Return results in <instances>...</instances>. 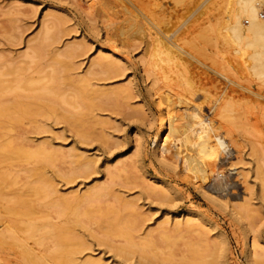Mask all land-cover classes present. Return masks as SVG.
Here are the masks:
<instances>
[{
    "label": "rangeland",
    "instance_id": "1",
    "mask_svg": "<svg viewBox=\"0 0 264 264\" xmlns=\"http://www.w3.org/2000/svg\"><path fill=\"white\" fill-rule=\"evenodd\" d=\"M126 7L129 9H126ZM226 7L227 0H0V55L2 56V59L5 58L7 61H10L9 63L12 62L13 64H17L18 62V66H24V64L28 66L27 62L29 60L27 55L32 53L31 47L35 46L33 43H35L43 35L44 26H46L48 23V28H51L52 21H56L54 22V25H56L59 20L58 18L61 17L62 24L60 23L61 29H59L61 31H57V36H54V34L53 36L50 35L55 37L58 42L53 40V43L51 42L52 40L48 39L47 41H43L42 45L45 47V49H49L50 46L48 47V45L54 44L49 49L51 57H54L55 53L56 56L57 53L60 52V54L66 53L67 49H70L69 46H72L71 49H75V52H80V54L76 53L77 56L75 55L74 59H72L73 57L71 58L73 60L71 61L74 64V70L70 73V80H74L76 82V79L80 80V78H88V80L90 79V83L87 79L86 80L88 81L89 85H91L88 86L91 87V89L94 86V88H99V90L102 91L122 88L123 90H126V94L128 93L126 95L127 99H124L122 102H117L118 105L116 107H112V104L114 103H110L111 106L108 104L105 106L104 104L102 108H97L94 110L93 114L97 119L106 121L103 128L100 129V133L103 135L104 141L101 139H95L90 141L92 144L90 142H79L82 139L77 136L78 134L75 132L74 128L70 126V124L64 120L43 115H34L32 118H28V120H24L21 123L19 122V124L17 126L15 125L16 127L14 126V129L10 131L11 138L14 136L13 138L15 143L23 150L26 149L28 151H33V149L37 148L38 146H44L46 151L55 150L58 152V155H60V153L62 154L64 152L66 153L67 151L74 150L84 154L88 158L90 157L89 159L94 161V166L91 173L86 175H76L77 177L74 176V179L72 178L71 181L66 180L63 177V174H66L71 170L70 168L72 167V164H70L68 161L61 160L59 157L48 161V164H46L43 171L45 172L46 176L49 177L52 183L55 184L54 186L59 191V194L62 195L82 193L95 184L113 180L114 177L111 175V178L110 175L108 176V174H105V170L103 172L102 169H105L106 165H114L113 162L120 156L129 159L130 161L127 160L128 162L136 159L139 160L140 165L139 163H137L138 165L136 164L138 167L136 166L135 169H129L127 173L121 174V178L118 179L115 177L113 180L118 185L117 186L115 184L113 187L115 192L117 194L119 193V195L121 193L125 200L128 199V201L131 200V202H135L136 208L133 207L130 210L126 209L127 211L124 210L123 212H120L124 216V220L122 219L123 222L120 219V221L112 223L110 221L108 222L107 219L102 218V221L86 220L80 224L71 221H64L73 225H66L64 222V224H59L60 227H63L64 229L68 228L71 230V232H73L71 234H74V238L69 240V237L66 239V242L68 241L69 244L71 242V244L83 242V244H85V249H83L81 253L77 254L76 257L83 259V257L87 258L91 255H94V257L101 256L103 260L107 261L109 264L112 260H114L115 257L118 258V261H123L124 258L122 256L126 255L129 260H125H128V262L130 261V264H139V262H141L140 264H142V262L143 264H164V262L166 264H171L170 262L175 264V261L177 260L176 258L179 260V258L182 256H191L192 252L194 251H196L195 255L197 257L202 258V251L206 250V252L203 253L204 256L202 259L206 258L205 260H209L211 255L210 252L213 251V245L215 247V245H217L219 242V239L216 240V237H214L216 235L215 231L209 230L208 227H203L202 234L200 231V233H196V230L190 232L180 230L178 232L174 231V233L171 227L170 229L166 227V231V229L164 230L163 228H158L159 225H157L159 221L161 222V220L164 219L163 214L165 215L170 213L169 216H171L174 214L183 213L186 209L193 207L205 215L207 219L212 220L218 225L220 231L223 233L229 244L230 259L234 264H245L243 245L245 242L244 225L246 223V225L249 224L250 228L253 227V232L255 231L256 234L264 236V201L262 198H258L256 195L250 197V202L252 205L249 206V212L246 216V219L242 218L245 221V224L244 221L240 222V220L235 219L233 216H231L228 210L226 211L224 207H222L220 204L217 205L216 202H212L210 199V197H215L221 202L225 200H232L239 203L241 201H239L241 197H246V187L244 183L241 182L243 179L235 174L230 175V177L227 174L230 172L229 169L231 168L233 162L236 161L239 164H243V162L239 161V158L245 160L241 161H244L245 165L247 163L248 166L246 167V170L252 173V168L257 165L256 163L259 161L257 159L260 158H258L261 153L259 149H264V82L261 80L259 81L257 78L255 79L253 76H251L246 68H244L246 72H243L244 69L242 66H239L242 63V61L240 62L241 59L238 60L240 58V54L235 53L237 50H239V47L236 45V43L234 44V42H231V38H228L229 33L226 35L227 32L224 31L223 24L225 21ZM46 13L49 14V17H51V14L53 15V13L59 17H56V20L55 18H52V20L48 17V21L46 22ZM128 13L131 16H133L135 13L134 16L139 22V25L142 26V29H140L139 32L135 33V29L132 30L128 26V18H131ZM259 14L264 18V6L261 8V10H259ZM9 15L10 17H8ZM220 24L222 25L223 30L221 26H219ZM242 24L246 26L247 21L242 19ZM57 26L59 28V24H57ZM55 28L53 26L54 32L56 29H58ZM48 31L52 34L50 29H48ZM119 32H121V34ZM10 35H13L14 38ZM222 37L228 40L223 39ZM32 38L35 41H33ZM225 41H227V43H225ZM45 42H51L52 44H45ZM64 47H68L66 48V51ZM154 47L157 49V52L155 50V54H157L158 51L163 52L166 50V48H169L180 57H178V59L172 60L168 64L163 61H159L157 62L156 67H151L152 65L149 64L155 60V57H152V54L154 53ZM236 47H238L237 50ZM47 49L45 51L48 53ZM51 51H53V54ZM177 51L180 55L177 53ZM99 54L112 57L111 59H113V61L116 60L117 62H115L120 64V71L118 70L117 74H112L110 76L111 78H107L109 75L93 74L92 72L95 71H93V68L91 71L89 65L94 58L96 59L99 56ZM46 55L48 56V54ZM162 55L161 58L164 59L165 56L163 57ZM48 57L50 59V56ZM235 57L238 61L234 59ZM44 58L42 60V65L44 66V69L42 70L43 73L39 72L38 75V72L34 70V76V72L31 70L32 65L34 64H30L31 69L28 70L31 72H28V75H33L29 77L38 79L41 84L47 81L46 76L43 77L45 74L44 70H47L46 72L50 70V68L47 66L45 67L49 59L47 58L48 60L46 59L45 62ZM229 65L231 67H229ZM232 65L236 67L233 68ZM235 69L239 70L240 72L238 73ZM234 70L236 71V75L234 74ZM247 72L248 75L245 74ZM163 76L171 77L170 79H165ZM175 76H190L192 79L191 88L186 89L185 85H183L184 83H182L183 80L181 79V81ZM172 79L175 81L173 82ZM66 83H68V85L65 86ZM66 83L64 86L62 85L63 87H61L64 89V95L70 98L73 95L71 93L72 89H70L72 87H69L71 85L69 82L66 81ZM181 88L183 90H181ZM203 88H205L204 91ZM153 91H156V93L160 95L166 93H168L169 96L172 95L170 99L174 102L178 101L177 95L181 94V92L183 96L187 94L185 97L191 102L201 105L200 107H202V116H207L206 118L209 119L211 118L210 120L212 122L214 120L213 124H217V126L219 125L222 127L220 128L222 131L219 129V134L222 133L221 135H225L224 137H226L225 139L230 150L228 149L227 153L220 154V158L222 159L216 163V168H213L212 172L214 173H212V177L209 178L205 183H202V186L204 187H202L201 190L196 187L194 188V186L183 181V178L180 174L176 173L177 175H175L174 173H168L167 171L165 172L164 170H161V167H159L158 164L152 159L151 141L154 133L157 131V124L155 125L154 122V125H149V123L152 121L151 119L156 118V113H158L156 101H154L156 97L152 95L154 93ZM174 91L178 94L175 95ZM223 91L224 93H222ZM219 93H222V95L224 94L225 96L227 95V100L224 99L226 98L225 96H221ZM206 96L208 98L202 100ZM230 100H233V102H230ZM61 102L62 101H60V103ZM215 102L219 103L216 104ZM222 103L225 104V107ZM64 104L65 103L61 105L64 110L67 108L71 111L76 109L74 110L76 112L80 110V107L79 110H77V108H71L72 106L69 107L70 105L64 106ZM215 104L219 109L216 107L213 109ZM56 105L58 106V104ZM62 108L57 107V109H60V111L63 110ZM215 109L218 111H215ZM220 110L223 112L222 114ZM216 113L218 114L216 115ZM219 113L221 114L220 122V119L215 121L216 117L220 118V116L218 117ZM151 114L152 116H150ZM224 115L228 116L226 118L231 123L230 125L228 124L229 122L224 123L226 120ZM223 118L225 119L224 121L222 120ZM217 121L221 124H218ZM232 124L234 125V129ZM22 125L24 129L22 127L20 128ZM227 127H229V129L231 127L232 128L229 130ZM223 129L227 130L225 131ZM227 131L228 133L231 132L229 135L232 134V137H236H230V139H227V136L229 135L224 134V132L227 133ZM236 133L237 135H235ZM136 135L143 137L142 149L139 155L135 153L134 149L135 139L136 137L138 138ZM5 138L6 137L3 139ZM241 140H243L244 143H241ZM231 141L233 143L237 142L238 148L240 147V150L236 149L237 144L234 143V146ZM20 142L22 144H20ZM251 143H254L259 148L256 147L258 148L257 150L253 149L251 151V149L255 146H251ZM242 144L246 145L244 146L245 148L242 147ZM250 147L252 148L250 149ZM248 149H250L251 152L255 151L253 153L254 155L252 154L253 158L249 156V153L251 154V152ZM258 150L260 153L257 152ZM238 154L240 155L239 157ZM241 156H243V158ZM254 156H257L256 161ZM236 159H238V161ZM18 160H16L17 162H12L13 171H15V174L18 172V178L15 179L16 182L12 186L16 189L19 187V190H21L26 183L31 185L29 183L35 179L34 175H29L30 173L27 174L29 176L26 178V174L23 175V171L21 170L25 168H31L34 164L31 163L32 161H28L26 165L25 161H20V159ZM97 160L99 161L97 162ZM0 170L3 172V170L5 171V168L3 167ZM226 175L228 177H226ZM126 176L127 178L125 179ZM159 176L176 188V193L169 195L168 199H170V201H165V203L164 201L159 202L154 198L152 199V197L148 196L147 192V185L157 186L159 184L154 179V177ZM252 176V174L249 176L250 185L251 183L253 184ZM213 183H221L223 187L221 186V188L216 190L213 186ZM198 184L199 182L197 185ZM206 195L208 196V199ZM35 198H32V203H34ZM171 198L172 200L174 199V201H171ZM38 201H40L39 198H36L34 204H37V206L40 203ZM110 201L108 202L109 204L107 203L108 205L113 204ZM256 204L257 206H255ZM258 206L259 209H257ZM138 207L140 210L139 212L137 210ZM132 212L133 214L134 212H138L140 214L138 217L139 219L127 217L128 213L132 214ZM126 213L127 215H125ZM142 214H144V216ZM44 215L53 216L54 214H52L51 210L48 208L47 210L43 209L42 214L39 213L37 215L38 219L35 221V224L38 221L36 224L38 227L44 224V220L42 219ZM103 219L106 221H103ZM55 221L56 219L53 222ZM139 221L141 222L139 223ZM103 227L106 228L102 230ZM15 228V232L13 233L14 235H12L13 237L6 239V242L3 244V246H0V264H24V259H28V264H44L45 262V264H56L60 258L64 259V253V255L58 253L61 257H59L57 253V255L54 254L51 256L49 255L51 254L49 251H51L52 244L56 240V237L58 239L59 236H62L60 239H65V230L58 235L55 233L57 236H51L52 233H45L46 231L45 229L43 230L44 227H42L41 230L39 229L36 231L38 233L34 232L33 234L31 233L27 236L24 234V232H22V224H15ZM105 229L106 231L108 230L107 235L106 231H104ZM169 231L171 234L167 235L166 233ZM123 232H125V234H123ZM41 233L43 234L42 237ZM100 235L101 237H99ZM124 235H126V239H124ZM162 237H164L163 240ZM207 237H213L214 239L212 238L211 241L210 238L207 239ZM52 239L54 241H52ZM195 240L197 241V244H195ZM36 241L38 242L35 243ZM169 241L171 242L169 243ZM200 241L203 242L200 243ZM127 242L129 244H125ZM143 242L145 244H143ZM15 243L18 245L16 246ZM133 243L135 244L134 246L136 248H132ZM204 243L209 244V251L207 249V245ZM27 247L30 249V251L27 250ZM119 247H123V249H125L121 256H119V254L116 255V252L113 249ZM202 247H205V249ZM126 251L129 253L127 252L126 254ZM38 254L41 257H37ZM198 254H200V256H198ZM205 255L207 256L205 257ZM126 256L125 258H127ZM172 257H175V261L174 258L171 259ZM30 259L32 262L29 261Z\"/></svg>",
    "mask_w": 264,
    "mask_h": 264
},
{
    "label": "bare ground",
    "instance_id": "2",
    "mask_svg": "<svg viewBox=\"0 0 264 264\" xmlns=\"http://www.w3.org/2000/svg\"><path fill=\"white\" fill-rule=\"evenodd\" d=\"M263 6H264V0H227V7L225 10L226 11L225 12V21L223 24L224 31L227 32L226 35H228V33H229L228 38H231V40H232L231 42H234V44L236 43V45H238V47H239V50H237L238 47H236L237 51L235 52L236 54L237 53L240 54L239 55L240 58L238 57L239 58L238 60L241 59L240 62L242 61V63L239 66H242L243 69L246 68V70L249 72V74L251 76H253L255 79L257 78L259 81L261 80L262 82H264V18L261 17V15L259 14V10H261V8ZM100 7H101V5H100ZM102 7H103V5H102ZM126 9H129V8L126 7ZM104 11H105V9H104ZM54 15H55L54 13H53V15L51 14V17H49V14L45 15L47 17L46 22L48 21V17L50 19L55 18V20H56V17L57 18L59 17L58 15H55V16ZM134 15H135V13L133 14V16L130 15L131 18H128L129 21H127V23L129 22L128 26L132 30L135 29L134 32L136 33V32H139L140 29H142V26L139 25V22L137 21V19ZM8 17H10V15ZM7 19H9V18H7ZM58 19L59 20L56 23V25H54V22H56V21H54V22L52 21L53 24L51 23V25H52L51 28L50 27L48 28V26H47L48 23H47L46 26H44L43 35L41 34L42 36L36 41L37 44H36V42L33 43V44H35V46L31 47L32 53L27 55L28 60H29L27 62L28 66L25 65L24 63H23L24 66H21V65L18 66L17 65L18 62H17V64H13L12 62L9 63L10 61H7L5 58L2 59L1 58L2 56L0 55V169H2L3 167L5 168V171L3 170V172L0 170V246L1 247L3 246V244L6 242V239H10L11 237H13L12 235H14L13 233L15 232V229H16L15 224H18V223L23 225V228H22L23 231L22 232H24V234H26L27 236H28V234H31V233L33 234L34 232L38 233L36 231L39 229L41 230L42 227H44L43 230L45 229V231H46L45 233H48V234L52 233L51 236H53V235L55 236L56 234L58 235L59 233H61L65 230V232H64L65 233L64 234L65 239L61 240L60 238H62V236H59L58 239L56 237L55 241L52 239V241H54V243L52 244L51 251H49L51 254L48 253L51 256L54 254L57 255L58 253H61V254L64 253L65 254L66 258L65 257H63L64 259L60 258L62 260L59 259L56 262V264H108V262L104 261L101 256L100 257L95 256L96 257L95 258L94 255H91V256H88L87 258L83 257V259L76 257L77 254L81 253L83 251V249H85L84 248L85 244H83V242H78V243L76 242L74 244H71L72 242L70 244L68 243V241L66 242V239H68L69 237H70L69 240L71 238H74V236H73L74 234L72 235L71 233H73V232H71V230H69L68 228L64 229L63 227H60L59 224L63 223L64 221H71V222H75V223L80 224L86 220L99 221L102 218H105V219H107L108 222L110 221L112 223L118 222V221H120V219L124 220V218H123L124 216L120 212H123L126 209L130 210L133 207L136 208L135 202L133 203V202H131V200L128 201V199L125 200V198L121 195V193H120V195H119V193L117 194L115 192V190L113 189L114 185L116 184L115 181H113V180L115 177L118 179L121 178L122 177L121 174L127 173V171L129 169L130 170L132 168L135 169L136 166L138 165L137 163H139V165H140L139 160L136 159V160H133L131 162H128L127 160H129V159H126L125 157L120 156L113 162L114 165H112V164H111V166L106 165L105 169H102L103 172L105 170V174H108V176L110 175L111 178L113 176L114 177L113 180L105 181L103 183L101 182L100 184H95L86 190L84 189L85 191L83 190L84 192H82V193H77V194L74 193L73 195L71 194L72 196L70 194L62 195V194H59V191L54 186L55 184L52 183V181L49 179V177L46 176L45 172L43 171L46 164H48V161L54 160L55 158L59 157L61 160L68 161L70 164H72V167L70 168L71 170L68 173H66L67 172L66 171L65 172L66 174H63V177L66 180H70V181L72 180V178L74 179V176H76V175H86L88 173H91V171L93 170L94 161L89 159L90 157L88 158L84 154L77 152V151H74V150L73 151H67L66 153L64 152L62 154L60 153V155H58L57 154L58 152H56L55 150L46 151L44 146L43 147L38 146L37 148L33 149V151H28L26 149L23 150L22 148H20V146L18 147V145L14 141V138H13L14 136L11 138V134H10V131H12L14 129V126L15 125L17 126L19 124V122L21 123L24 120H28V118H30V117L32 118V116H34V115H43V116H51V117L66 121L68 124H70V126H72V128H74L75 132L78 134V135L77 134L76 135L82 139L79 142L82 141L85 143V142H90V141L95 140V139L103 140V135L100 133V129L103 128L106 121L97 119L95 117V115L93 114L94 110L97 108H102L104 106V104H105V106L107 104L109 106H111V104L114 103V104H112L113 105L112 107H116L118 105L117 102H122L124 99H127L126 95L128 93L126 94V92H125L126 90H123L122 88L121 89H115V90L113 89V90H107V91L103 90L102 91V90H99V88L98 89L94 88L95 86L92 89H91V87H88V86H91V85H89L90 79L88 80V78L84 79V78L79 77L80 80L76 79V82L74 80L73 81L70 80V76H71L70 73H71V71L74 70V64L72 63V61H73L72 59H74L75 55L77 56V54H80V52H75V49H73V48L71 49L72 46H69L70 49H67L66 53L60 54L61 53L60 52V53H57V56H56L55 52H57V51H55L54 52L55 56L51 57V53L49 52V49L52 45H54L51 42H53V40L58 42L57 39L55 37H52V36H53V34H54V36L55 35L57 36V33L59 31H61V30H59V29H61V24H62L61 23V17ZM242 19L243 20L245 19L247 21L246 26H244L242 24ZM43 22H45V21H43ZM57 24H59V28H58ZM53 26H54V28L55 27L58 28V29L55 28L56 29L55 32L53 31L54 30ZM125 26H126V24H125ZM219 26H221V28L223 30L222 25L220 24ZM45 29H47V30H45ZM48 29L51 30L52 34L48 31ZM10 32H11V30H10ZM119 33L121 34V32H119ZM50 35H52V36H50ZM10 36L13 37V35H10ZM58 37H60V36H58ZM48 39H50L52 41L48 42V43L45 42V44H52V45H48V47L50 46L49 49L46 48L48 51V53H47L45 51L46 49L42 45V43H43V41H45V40L47 41ZM223 39H226V38H223ZM32 40H33V38H32ZM226 40H228V39H226ZM33 41H35V40H33ZM225 43H227V41H225ZM228 44H230V43H228ZM76 47H77V45H76ZM64 48H63V50H64ZM66 48H68V47H66ZM66 48H65V51H66ZM68 50H72V51H68ZM73 50L75 53L73 52ZM153 50H154V53L152 51V53H153L152 57H155L154 59L156 61L154 60L152 63L149 64V65H152L151 67H156L157 62H159V61L160 62L163 61V62L168 64L172 60L178 59V57H180L175 52H173L172 49L170 50L169 48H166V50L163 52L158 51L157 54H155L157 52V49L155 47ZM155 50H156V52H155ZM51 52L53 54V51H51ZM49 53H50V55H49ZM177 53H178V51H177ZM46 54H48V56H50V59ZM101 54H102V52H101ZM101 54H99V56L96 59L94 58L91 61V64L89 65L91 71H92V68H93V71H95L92 73L93 74L95 73V74L109 75L107 78H109L112 74H117L119 67H120L119 66L120 64L116 63L117 62L116 60H115L116 62L113 61V59H111L112 57H108V56L101 55ZM112 54H114V53H112ZM161 55L163 57L165 56V58L164 59L161 58ZM25 56H24V58H25ZM241 57L242 58L244 57L243 58L244 60ZM43 58H44L45 62H46L47 58L49 59V61H47L46 65H45V67L47 66L48 68H50V70L48 72H46L47 70L46 71L44 70L45 74L43 75V77L46 76V78H47L46 82L47 83L43 82L41 84L38 79H35L33 77H29L32 74L28 75V72H29L28 70L31 69L30 68L31 65L34 64V65H32L31 70H33V72H34V70L37 71L38 75H39V72L43 73L42 72V70L44 69V66L42 65ZM234 59L237 60L236 57ZM236 60H235V62H236ZM232 62H234V61H232ZM243 63H244V65H243ZM237 64H239V63H237ZM229 67H231V66L229 65ZM234 67H236V66H233V68ZM235 70H234L235 75H236V71L238 73L240 72L239 70H236V71ZM246 70L244 69L243 72H246ZM248 72L245 74L248 75ZM29 73H31V72H29ZM34 74H35V72L33 73V75ZM163 77L165 79H170L171 76H163ZM175 77L177 79L179 78V80H181V79L183 80L182 83H184L183 85H185L186 89L191 88L192 79L190 78V76H175ZM172 78H173V76H172ZM86 79L89 81V83ZM66 81L69 82L71 85L73 84L72 86L71 85L69 86V87H72V88H70V89H72L71 93L73 94L72 97H70L71 99L68 98L66 95H64V92H63L64 89H62V87L64 86ZM174 81L175 80H173V82ZM181 81H180V83H181ZM74 82H75V84H74ZM36 85H38V86H36ZM66 85H68V83H66L65 86ZM87 87L90 89H88ZM204 89L205 88H203V91H204ZM158 90H159V88H158ZM181 90H183V89L181 88ZM153 92L154 93L152 95L154 97H156L154 99V101H156L158 113H156L157 116L155 119H151L152 121L151 122L149 121L150 123L148 122L149 125L153 124L154 122H155L154 123L155 125L157 124V131H156V133H154V135L152 137V141H151L152 142V153H151L152 159L154 160V162H156L158 164L159 167H161L160 168L161 170H164L165 172L167 171L168 173H174L175 175H177L176 173H178L182 176L183 181L194 186V188L196 187L199 190H201L202 187H204V186H202V183H205L206 181H208L209 178L212 177V175H213L212 173H214V172H212L213 168H216V166H217L216 163L220 159H222V158H220V154L227 153V150L229 149V145L227 144V141L225 139L226 137H224L225 135L224 136L221 135L222 133L219 134V129L222 127L219 125L217 126V124H213L214 120L212 122L210 120L211 118L209 119V118H206L207 116L206 117L202 116L203 114H201V109H202V107H200L201 105H198L197 103L194 104V102H191L188 98L185 97L187 94L185 96H183L182 92H181V94H178L177 92L174 91L175 95L178 94L177 95L178 101L176 100L177 102H174L170 99L172 95L169 96L168 93L160 95V94L156 93V91H153ZM191 92H190V95H191ZM206 92H207V89H206ZM66 93H68V92H66ZM222 93H224V91ZM222 93L221 94L219 93V95L225 96L224 94L222 95ZM225 97L226 98H224V97H222V98L227 100V95ZM194 98H195V96H194ZM206 98H208V97L206 96L202 100H205ZM211 100H212V98H211ZM60 101H62L61 102L62 104L65 103L64 106L70 105L69 107L72 106L71 108H77V110H79V107H80V110L77 112L74 111L76 109L71 111L70 109L68 110V108H67L66 110H64L61 107L62 104L60 103ZM231 101L233 102V100H230V102ZM238 102H239V100H238ZM59 103H60V105H59ZM218 103H216V104H218ZM56 104H58V106ZM216 104L213 107V109L216 107ZM223 105L225 107V104H223ZM220 106H222V105H220ZM57 107L58 108L60 107L63 110L61 109L62 111H60V109H57ZM211 109H212V107H211ZM217 109H219V108H217ZM217 109H215V111ZM57 110H59L60 112ZM111 111H113V110H111ZM220 112H221V110H220ZM222 113L223 112H221V114ZM211 114H212V112H211ZM217 114L218 113H216V115ZM221 114L219 113L218 117ZM204 115H205V113H204ZM150 116H152V114ZM224 116H222V117H224ZM209 117H211V116H209ZM226 117H228V116H225V118ZM216 118H215V121L218 119H220L219 122L221 121V116H220V118H217V119ZM222 120L224 121L225 119L223 118ZM219 122H218V124H221ZM225 122L226 123L229 122L227 118L224 121V123ZM232 122H234V121H232ZM228 124L230 125L231 123L229 122ZM222 125H223V123H222ZM21 127L23 128V125L20 126V128ZM223 128H224V126H223ZM227 128L229 129V127H227ZM233 129H234V125H233ZM69 130H71V129H69ZM223 130H225V129H223ZM229 133H231V132H229ZM229 133H228V131H227V133L224 132V134H226V135L227 134L229 135ZM231 135L227 136V139H230V137L231 138L236 137V136L232 137ZM235 135H237V133ZM136 136H138V138L136 137V139H135V144H134L135 148L134 149H135V153L139 155L141 153V149H142V138L143 137L140 135H136ZM4 137H6V138L3 139ZM236 139H238V138H236ZM22 140H23V138H22ZM232 143H231V145H232ZM234 143L237 144V142H234ZM241 143H244V141L241 140ZM20 144H22V143L20 142ZM84 145H86V144H84ZM254 145H255L254 143L253 144L251 143V146H254ZM234 146H235V144H234ZM244 146H246V145L244 144L242 147H244ZM236 147H235L236 149L240 148V147L238 148V144ZM256 147H258V146L255 145L253 148L250 147V149L252 148L251 151L253 149L257 150L259 148V147L258 148H256ZM250 149H248V150L250 151ZM259 150L261 153L259 152ZM259 150L257 152L260 153L261 156L260 155L258 156V158L260 157L259 159L256 158L257 156H254L255 161H256V159L259 161H257V163H256L257 165L254 166V168H252L253 172L250 170L252 173H250V172H248V170H246V167L248 165H247V163H246V165L244 164L245 160L239 158V161L243 162V164L242 163L239 164L236 161L233 162L231 168L229 169L230 172H228V174H227L229 177H230V175L235 174V175H238V177H241V179H243V181H241V182H243L245 187H246L245 191H246L247 196L246 197L243 196V197H241V199L238 198L239 201L241 200L239 202L240 204L238 202H235L232 200L231 201L225 200V201L221 202V201H219V199H217L215 197H210L212 202L213 201L216 202L217 205L220 204L222 207L225 208L226 211L228 210V212L231 214V216H233L237 220H240V222L241 221L243 222L244 221L243 219L244 218L246 219V216L248 215L249 206L252 205L250 202L251 201L250 197H253V195H256L258 198H262L264 201V149H259ZM254 152L255 151L251 152V154L249 153V156H251L253 158L252 154ZM255 155H256V153H255ZM239 156L240 155L238 154V157ZM241 157L243 158V156H241ZM18 159H20V161H22V160L25 161L26 165H27L28 161H32L31 163L34 164L33 167H31V165H30L31 168H25L21 171H23V173H22L23 175L26 174V178H28L27 176H29V175L30 176L34 175L35 179H33L29 184H31V185L36 184V185L31 186V185H28V183H26L25 186L21 190H19V187L16 189L12 186L16 182L15 179L18 178V172H17V174H15V171H13V169H12V162H15ZM236 160L238 161V159H236ZM241 160H244V161H241ZM98 161L99 160H97V162ZM246 162H247V160H246ZM13 167H15V166H13ZM96 171H94V172H96ZM28 173H30V174L27 175ZM249 173L253 175L252 176L253 177V179H252L253 184L251 183V185H250V179H249L250 174ZM227 175H226V177H228ZM219 176H220V174H219ZM222 176H225V175H222ZM126 178H127V176L125 177V179ZM154 179L159 184L157 186L156 185H152V186L147 185L148 196L152 197V199L154 198V199L158 200L159 202L164 201V203H165V201H170V199H168V196L176 193V188L174 186H172L170 183H168L167 181H165L160 176L154 177ZM221 181H223V180H221ZM198 182H199V184L197 185ZM143 183H144V181H143ZM150 183H151V181H150ZM128 184H130V183H128ZM28 186H30V187H28ZM213 186L216 190L221 188V186L223 187V185H221V183H217V184L213 183ZM29 196L30 197L32 196V197L30 198ZM33 196H35V197L37 196L36 198H39L40 201H38V202H40V203L38 204V206H37V204H34L36 201V198ZM206 197L208 199L207 195H206ZM32 198H35L34 203H32V201H33ZM110 200H112L113 202ZM109 201L113 204L108 205ZM171 201H174V199L172 200V198H171ZM255 206H257V204ZM251 207H254V206H251ZM47 208L49 210H51L52 214H54V215L53 216L52 215H44L42 217V219L44 220V224L43 225L40 224L42 227L41 226L38 227L36 225L38 221L35 224L36 219H38L37 215L39 213L42 214L43 209L47 210ZM257 209H259V206ZM137 210H138V212L140 211L139 207L137 208ZM138 212H134V214H133V212H132V214L128 213L127 217H133V218L139 219L138 217L140 214ZM125 215H127V213ZM142 215L144 216V214H142ZM169 215H170V213H167L165 215L163 214L164 219L161 220V222L159 221L160 222V223L158 222L159 224L157 223V225H159L158 228H163L164 230L166 229V231H167L166 227H168L169 229L171 227V229H173L172 230L173 232L174 231L178 232L180 230L190 232V231L196 230L197 231L196 233L201 232V234H202V231H203L202 228L208 227L209 230L215 231L216 235L214 237H216V240L219 239V242L217 243V245H215V247L213 245V249H212L213 251L210 252L211 255L208 254V255H210V257H209L210 259L208 258L209 260H205L206 258L202 259L204 256L203 253L206 252V250L202 251L203 252L202 258L197 257L195 255L196 251H194V252L191 251L192 254L189 253V254H191V256H187V257L182 256L183 258L181 257V258H179V260H178V258H176L177 259L176 261H175V257H172L171 259L174 258L175 264H234L233 261H231V259H230L231 257H230L229 244H228L226 238L224 237L223 233L220 231V229L216 223H214L210 219H207L205 217V215L200 213L194 207L186 209L183 213H178V214H174L171 216H169ZM55 219H56V221L53 222ZM105 219H103V221ZM123 220H122V222H123ZM140 222L141 221H139V223ZM64 223L66 225L70 224L67 222H64ZM86 224H88V223H86ZM244 224H245V221H244ZM246 224L244 225V227H245V242L243 245L244 246L243 254H244L245 264H264V236L256 234L255 231L253 232V230H252L253 227L250 228L249 224L248 225H246ZM70 225H73V224H70ZM250 226H251V224H250ZM74 227H76V226H74ZM106 227H103L102 230ZM113 227H112V229H113ZM87 229H88V227H87ZM109 229H110V227H109ZM114 230H115V228H114ZM104 231H106V229ZM16 232H18V231H16ZM107 232H108V230L106 231V235H107ZM169 232L168 233L164 232V233H166L167 235L171 234V232L170 233ZM148 233H149V231H148ZM174 233H173V235H174ZM118 234H120V233H118ZM123 234H125V232H123ZM123 234H121V235H123ZM89 235H90V233H89ZM30 236H32V235H30ZM35 236H36V234H35ZM42 236H43V234L41 233V237ZM77 236H75V237H77ZM110 236H111V234H110ZM124 236H125L124 239H126V235H124ZM178 236H180V235H178ZM206 236H205V238H206ZM39 237H40V234H39ZM99 237H101V235ZM37 238H38V235H37ZM163 238L164 237H162V240H163ZM208 238H210V237H207V239ZM212 238H210V240ZM142 240H143V238H142ZM83 241H84V239H83ZM37 242L38 241H36L35 243H37ZM170 242L171 241H169V243ZM202 242L200 241V243H202ZM206 243H208V242H206ZM215 243H216V241H215ZM125 244H129V243L127 242ZM143 244H145V243L143 242ZM195 244H197V241ZM17 245L18 244H16V246ZM132 245H133L132 248H134L135 244L133 243ZM205 245H207V249H208L209 244H205ZM49 246H51V245H49ZM119 246H120V244H119ZM140 246H142V245H140ZM201 246H202V244H201ZM210 246H212V245H210ZM23 247H26V246H23ZM117 247H118V245H117ZM47 248H49V247H47ZM7 249H6V251H7ZM37 249H39V248H37ZM87 249H90V248H87ZM113 249L115 250L116 255L119 254V256H121L125 250V249H123V247L122 248L121 247L113 248ZM203 249H205V247ZM27 250L30 251L29 248ZM188 250H190V249H188ZM193 250H194V248H193ZM208 251H209V249H208ZM127 252L128 251H126L125 253L127 254ZM166 254H168V253H166ZM58 256H59V254H58ZM125 256H122L124 258L123 261L121 260L122 262L118 261L117 260L118 258L115 257L114 260H112L109 264H130L129 263L130 261L128 262V260H129L128 257L126 256L127 258H125ZM171 256H173V255H171ZM198 256H200V254H198ZM206 256L207 255H205V257ZM37 257H41V256L38 254ZM59 257H61V256H59ZM49 259H51V258H49ZM119 259H120V257H119ZM125 259H128V260L126 261ZM29 261L32 262L31 259ZM131 262H132V260H131ZM34 263H36V262H34ZM140 263L141 262H139V264ZM170 263L172 264V262H170ZM24 264H28V259L27 260L24 259ZM142 264H143V262H142ZM164 264H166V263L164 262Z\"/></svg>",
    "mask_w": 264,
    "mask_h": 264
}]
</instances>
